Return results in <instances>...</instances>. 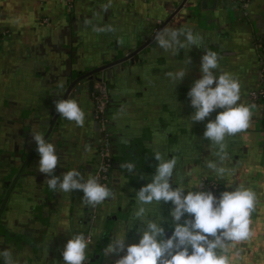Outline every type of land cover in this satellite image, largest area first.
Returning <instances> with one entry per match:
<instances>
[{
	"label": "crops",
	"instance_id": "obj_1",
	"mask_svg": "<svg viewBox=\"0 0 264 264\" xmlns=\"http://www.w3.org/2000/svg\"><path fill=\"white\" fill-rule=\"evenodd\" d=\"M181 1L111 0V6L104 11V5L109 0H74L73 4L65 0H0V26L7 34L0 45V73L8 72L11 82L20 83L32 91H39L42 88L38 84L41 77L49 75L50 83L45 92L50 91L53 79H57V75L68 65L66 57L72 60L70 54L82 53V43L88 33L86 20L94 24L113 17L118 23H134L148 30L166 22L174 12L163 28L191 29L203 40L210 37L215 48L210 47L207 51L217 49V54H228L227 63L223 64L228 66V70L220 69L219 74L227 72L237 78L241 85L239 103L253 106L251 126L246 132L227 138L229 158L224 166L228 171L223 178L206 167L207 161L218 160L216 149L212 148L199 162H195L187 152H175L177 155L173 156L177 158V166L171 182L174 188H185V194L188 190H200L205 179L217 183L221 193L236 187L253 190L258 198L256 210L251 215L250 227L254 235L249 241L230 246L228 255L230 264H264V102H253L247 97L248 90L259 88L262 84L258 70L261 57L264 58V0H248L246 5L238 0H208L204 6L189 7H181ZM194 47L180 49L177 54H194ZM153 50L158 54H169L160 49L155 41ZM37 55L53 56V60L47 63L46 60H39ZM33 57L36 61L30 66L27 59ZM42 61L46 64L43 65ZM167 82L173 83L170 79ZM80 107L85 112L84 126L78 127L72 122L67 127L66 142H60L56 150L60 163L54 175L64 169H76L86 180L92 176L96 165V140L91 132L90 106L82 104ZM135 134L142 141L135 135L129 137L122 134L112 148L115 166L111 191L115 193V199L109 198L102 204L89 207L81 200V190L51 195L44 201L43 224L37 220L31 224L35 219L29 218V229L34 237L42 233L44 241L48 242L46 251L34 247L24 256L9 247L16 264H64L62 252L65 245L72 235L79 232L92 238L85 264H115L125 253L104 255V250L117 237L125 236L126 245L139 242L141 233L138 229L143 225L135 219L134 213L140 207L135 198L140 185L129 184L127 171L119 166L133 163V153L145 152L148 157L154 158V152L160 148L157 146L158 137L156 139L150 129L136 131ZM89 148L90 151L86 150ZM151 179L144 180L142 184L151 182ZM144 207L148 218L162 219L164 229L172 234L171 202L159 205L154 202ZM0 264H3L2 259Z\"/></svg>",
	"mask_w": 264,
	"mask_h": 264
},
{
	"label": "flooded vegetation",
	"instance_id": "obj_2",
	"mask_svg": "<svg viewBox=\"0 0 264 264\" xmlns=\"http://www.w3.org/2000/svg\"><path fill=\"white\" fill-rule=\"evenodd\" d=\"M94 24L112 25L115 28L114 32L96 33L92 31L91 27H88L86 32L91 35L89 39L94 38L95 42L99 41L98 43L101 42L100 36H108V42H114L125 37L127 39L137 37V40L139 35L143 36L148 32L146 28L143 29L134 23H118L113 17L102 19L101 23ZM209 38L206 37V41L202 39L200 47H194V54L173 56L158 54L153 49L138 54H125L126 59L112 65L118 67L115 68L114 73L112 72L109 80L97 81L92 88H90L89 81H85L80 95L68 97V99L76 100L80 106L82 104L90 106L91 132L92 137L96 140L95 154L97 157L92 176L99 166L101 147L106 145L110 150L112 164L106 182V186L110 190L113 186L112 174L115 166L112 148L117 139L123 136L122 134H128L129 137L135 135L129 131L140 132L146 128L150 129L156 135V139L158 137L159 151L162 154H167L165 159L171 158L177 153L187 152L195 162H199L210 151L208 147L210 142L204 139L203 133L207 122L214 120L222 109L211 113L203 122H192L191 124L190 116L194 109L187 95L194 81L201 78L199 70L201 57L208 48H215V43ZM4 39L6 38L4 37ZM4 39H1L0 45ZM89 39L88 41H90ZM262 39L264 41V37ZM137 42L139 41L137 40ZM209 51L218 53L217 49ZM81 52V54H70V57L73 56L72 60L66 57L68 65L63 70L61 69L62 72L60 71V75H57L58 78L53 79L54 81L62 79L71 71H74L73 74L77 77L88 71L85 70L86 64L83 63L85 54H83V50ZM108 56L109 63L115 62L117 59V54H108ZM36 57L39 60H46L47 63L53 60V56L48 55H37ZM218 57L220 69L228 70V66H223L224 62L227 63L228 54H218ZM27 60L30 66L36 61L34 57ZM45 62L42 61V64L45 65ZM76 63L78 66L75 67ZM263 67L264 58L261 57L258 70L260 81L264 75ZM180 68L188 70L185 78L176 85L167 82L169 78L165 73ZM49 77L51 76L41 77V83L38 84L43 89L32 91L25 89L20 83L11 82L8 72L0 73V250L10 247L17 249L24 256L29 254V250L34 247H39L40 251H46L48 242L44 241L42 233L34 237L29 229V218L35 219L31 224H34L36 220L39 224H43L44 201H47L51 195H58V192L51 190L45 182L48 177L45 178L46 175L39 171L40 156L31 133H40L58 150L60 142H66L64 140L66 139L65 131L73 122L60 116L53 108L55 104L52 103L53 106L47 107V103L54 98L51 92H45L50 83ZM44 82L45 84H43ZM102 87H105L107 92L103 121L96 117L94 99V93ZM257 90L258 88L248 90V99L253 102H264V97L259 93L256 97L253 96ZM44 108L47 109L46 116H43ZM49 108L52 109L51 115ZM52 119L56 120L53 126L50 123L47 124ZM153 161L156 168L158 161L155 158ZM66 172L67 169L61 170L57 176L62 178V174ZM128 181L131 184V181ZM203 183L200 190L209 189L220 196L221 192L217 183L208 179H205ZM38 222L34 225L35 228ZM8 236L12 238L8 239ZM88 239L92 243L90 235Z\"/></svg>",
	"mask_w": 264,
	"mask_h": 264
},
{
	"label": "clouds",
	"instance_id": "obj_3",
	"mask_svg": "<svg viewBox=\"0 0 264 264\" xmlns=\"http://www.w3.org/2000/svg\"><path fill=\"white\" fill-rule=\"evenodd\" d=\"M111 6V0L104 5V11ZM19 23V20H17ZM86 27L96 33L114 32L112 25L101 26L86 20ZM155 43L164 52L176 55L180 49L200 47L202 38L191 29L165 27L156 32ZM190 63V58L187 61ZM220 69L218 54L205 51L201 57V78L194 81L187 95L194 109L192 122H203L211 113L219 111L214 120H209L203 133L210 143L209 149L215 148L216 161H207L206 167L223 178L227 173L224 162L229 158L226 140L228 137L246 132L251 126L252 107L241 100V85L237 78ZM183 68L167 71L165 75L176 85L187 75ZM215 85V86H213ZM56 112L78 127L85 123V112L74 99L55 101ZM39 153V171L45 174L48 187L58 193L83 192L82 202L89 207L102 204L105 200L115 199V193L98 182L96 177L70 170L61 176L54 175L60 163V157L53 143L38 132L31 133ZM90 151L89 149H86ZM158 161L151 182L136 191L135 198L140 205L135 211L136 220L142 222L138 229L141 233L138 243L127 244L124 237H117L107 245L104 255L124 252L115 264H230V246L249 241L254 233L250 227L251 215L256 210L258 198L256 193L244 187H236L232 191H224L219 197L211 191L188 190L173 187L172 180L177 166V158L165 159V154L154 152ZM120 167L130 174H135L136 165L123 163ZM231 186V184H228ZM161 202L173 205L170 209L174 231L165 238V229L161 220L156 221L146 216L145 205ZM183 220V222H181ZM91 241L79 232L72 235L62 252L64 264H85L89 257L88 249ZM3 264H16L10 249L0 250Z\"/></svg>",
	"mask_w": 264,
	"mask_h": 264
},
{
	"label": "water",
	"instance_id": "obj_4",
	"mask_svg": "<svg viewBox=\"0 0 264 264\" xmlns=\"http://www.w3.org/2000/svg\"><path fill=\"white\" fill-rule=\"evenodd\" d=\"M208 0H183L181 1L180 6L186 5L187 7L191 5H206ZM177 11V10H175ZM174 12L169 16V18L166 20V22H163V24L159 25L158 27L153 26L152 28H148V32H146L143 36L139 35L138 41L136 40L137 37L133 38H122L121 40H117L114 42H108L109 37H101V42H95L96 40L89 39L91 38L90 33H86V41L82 43L84 49L83 50V60L86 64V71L84 74H80V76H76L73 74L74 71H71V73L67 74L66 76L62 77L60 80L53 81V86L49 92H51L54 95V98L51 100V102L47 103V107L53 106L55 104V101L59 99H68L69 96H78L80 95L81 91L84 88L85 81H89L90 88L93 87L94 83L97 81H101L102 79L109 80L112 72L115 70L118 66H112L113 64H118L122 62L124 59L127 58V56H124L125 54H138L142 53V51H149L150 49H153V43H154V36L157 31L163 29L164 25L169 22L172 19ZM88 39L90 41H88ZM128 40L127 42L125 40ZM110 44H113L112 46ZM93 51V53H92ZM131 51V52H130ZM130 52V53H129ZM98 54V55H93ZM108 54H117V59L115 62L109 63V56ZM78 63V62H77ZM76 63L75 67L78 66ZM114 73V72H113ZM53 103V105H52ZM55 108V105L53 106ZM50 109V115L52 114L51 108ZM47 109H43V116H46ZM48 122V121H47ZM53 126L54 123H56L55 119H52L51 122H48L49 124ZM52 129V128H51ZM133 132L134 131H129ZM124 133V132H123ZM136 138H139V140L142 141V139L135 134ZM138 146V145H137ZM158 151V150H156ZM149 154H146L145 152H138L133 153L132 156L135 158V161L133 162L136 165L135 174H130L126 172V178L127 180H130L135 186L137 183L138 185L143 186L142 182L148 181L149 178L154 175L155 173V166L153 158L148 157ZM120 167V166H119ZM123 170H126L123 168ZM165 227V224L163 225ZM171 235V233L165 230V238Z\"/></svg>",
	"mask_w": 264,
	"mask_h": 264
},
{
	"label": "built area",
	"instance_id": "obj_5",
	"mask_svg": "<svg viewBox=\"0 0 264 264\" xmlns=\"http://www.w3.org/2000/svg\"><path fill=\"white\" fill-rule=\"evenodd\" d=\"M68 4H73L74 0H65ZM241 4L246 5L248 0H238ZM6 31L0 26V41L6 36ZM264 72V67H263ZM263 85H261L256 92L253 93V96L256 97L259 93L260 96L264 97V75L262 76ZM95 99V114L98 119L103 121V116L105 113L106 102H107V92L105 87L100 88L94 93ZM112 164V158L110 155V150L106 145H103L100 150V162L99 166L94 172L93 177H96L98 182L106 186L108 179V172ZM206 191H211L209 189H204ZM215 196L219 197L215 191H211Z\"/></svg>",
	"mask_w": 264,
	"mask_h": 264
}]
</instances>
